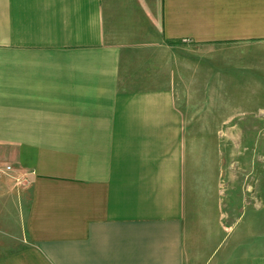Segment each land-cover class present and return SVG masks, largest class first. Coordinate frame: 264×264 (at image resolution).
Wrapping results in <instances>:
<instances>
[{
    "label": "crops",
    "instance_id": "obj_1",
    "mask_svg": "<svg viewBox=\"0 0 264 264\" xmlns=\"http://www.w3.org/2000/svg\"><path fill=\"white\" fill-rule=\"evenodd\" d=\"M261 131L264 0H0V264H264Z\"/></svg>",
    "mask_w": 264,
    "mask_h": 264
},
{
    "label": "rangeland",
    "instance_id": "obj_2",
    "mask_svg": "<svg viewBox=\"0 0 264 264\" xmlns=\"http://www.w3.org/2000/svg\"><path fill=\"white\" fill-rule=\"evenodd\" d=\"M138 70L140 75H150L152 76H161L162 74V62H138ZM153 72V73H152ZM225 133V132H222ZM204 135H208V140L211 139L212 132H203ZM242 134L244 132H235V148L240 149L242 151L243 149V143L244 141L242 140ZM256 136V139L253 141L254 144L258 145V140H259V135H260V140L263 142V137H264V132H255L254 134ZM220 146H223L226 149V141L225 138H222L220 140ZM243 165L237 164L236 163V168H235V190H234V205H235V210L231 211V217H229L226 222L229 224L232 222L234 218H237L238 215L241 213V207H242V188H243V181H244V176H243ZM225 213L226 208H224Z\"/></svg>",
    "mask_w": 264,
    "mask_h": 264
}]
</instances>
